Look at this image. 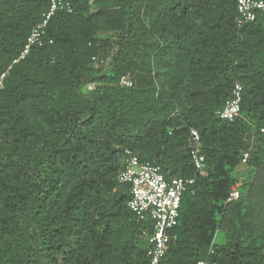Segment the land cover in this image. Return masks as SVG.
<instances>
[{
	"label": "trees",
	"instance_id": "trees-1",
	"mask_svg": "<svg viewBox=\"0 0 264 264\" xmlns=\"http://www.w3.org/2000/svg\"><path fill=\"white\" fill-rule=\"evenodd\" d=\"M235 1L70 0L47 25L51 44L13 63L49 0H0V264H147L151 224L117 180L125 150L194 180L159 264H264L252 203L257 179L264 188V12L238 27ZM235 84L228 123L216 113Z\"/></svg>",
	"mask_w": 264,
	"mask_h": 264
},
{
	"label": "built area",
	"instance_id": "built-area-1",
	"mask_svg": "<svg viewBox=\"0 0 264 264\" xmlns=\"http://www.w3.org/2000/svg\"><path fill=\"white\" fill-rule=\"evenodd\" d=\"M95 0H88L91 5ZM237 26L253 22L259 12H264V0H236ZM73 10L70 0H49L47 12L42 20L31 30L26 38L19 57L13 61L22 60L32 47H41L46 42V28L49 21L58 13L69 14ZM5 74L0 76V90L3 88ZM119 84L123 87H131L132 82L128 75L122 76ZM95 89L94 84L86 86L91 92ZM242 88L235 84L231 98L226 101L223 108L216 113L221 121L233 122L239 116ZM264 134V129L261 130ZM189 155L194 169L198 175L205 177L204 157L200 150V136L191 129L189 132ZM248 153L242 155L241 163L245 164ZM117 180L121 184L129 186V200L127 208L137 221H149L152 233L148 239L149 248L146 256L147 264H159L167 252L172 239V232L177 226L181 199L193 185L190 178L174 177L166 179L158 166L147 162H141L131 151H124L123 169L118 174ZM242 182L237 181L230 189L226 203H232L239 199ZM144 234V233H143ZM196 264H210L208 261H197Z\"/></svg>",
	"mask_w": 264,
	"mask_h": 264
},
{
	"label": "rangeland",
	"instance_id": "rangeland-1",
	"mask_svg": "<svg viewBox=\"0 0 264 264\" xmlns=\"http://www.w3.org/2000/svg\"><path fill=\"white\" fill-rule=\"evenodd\" d=\"M101 4H106V3H101ZM252 201L256 213L255 220L258 224H262V222L264 221V188L262 182L259 179H257L252 190ZM224 240H225L224 231L218 229L214 237V243L217 245H221L224 243Z\"/></svg>",
	"mask_w": 264,
	"mask_h": 264
}]
</instances>
